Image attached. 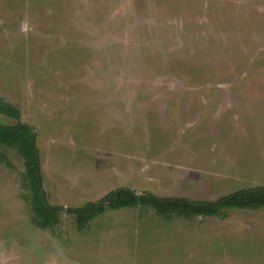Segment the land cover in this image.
Here are the masks:
<instances>
[{"label":"rangeland","instance_id":"374dc122","mask_svg":"<svg viewBox=\"0 0 264 264\" xmlns=\"http://www.w3.org/2000/svg\"><path fill=\"white\" fill-rule=\"evenodd\" d=\"M0 100L36 133L53 206L264 187V0H0ZM0 152V264H264V208L41 230L23 159Z\"/></svg>","mask_w":264,"mask_h":264},{"label":"trees","instance_id":"16d2710c","mask_svg":"<svg viewBox=\"0 0 264 264\" xmlns=\"http://www.w3.org/2000/svg\"><path fill=\"white\" fill-rule=\"evenodd\" d=\"M0 114L18 121L15 126L0 124V147L15 150L24 161L25 172L22 175V188L26 192L24 200L31 209L33 224L41 230L56 227L63 212L74 217L77 231L82 232L105 213L126 208H148L167 219L176 216L185 220L226 219L231 210L258 211L264 208V187L240 189L216 201H195L182 197L161 198L150 192L138 194L130 189L119 188L98 202H89L80 208L50 205L43 188L36 133L30 126L21 122V112L16 107L2 100ZM0 157L7 161L1 152Z\"/></svg>","mask_w":264,"mask_h":264},{"label":"clouds","instance_id":"9594fccd","mask_svg":"<svg viewBox=\"0 0 264 264\" xmlns=\"http://www.w3.org/2000/svg\"><path fill=\"white\" fill-rule=\"evenodd\" d=\"M28 30H29V25H28L27 21L22 22L21 26H20V31L24 32L26 34L28 32Z\"/></svg>","mask_w":264,"mask_h":264}]
</instances>
